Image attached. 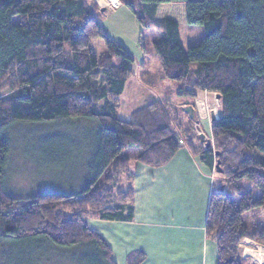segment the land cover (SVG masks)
<instances>
[{"label": "trees", "instance_id": "trees-1", "mask_svg": "<svg viewBox=\"0 0 264 264\" xmlns=\"http://www.w3.org/2000/svg\"><path fill=\"white\" fill-rule=\"evenodd\" d=\"M126 1L178 96L220 95L214 148L195 145L160 102L120 118L135 59L106 34L94 0H0V264H117L90 220H133L132 164L162 167L184 144L211 170L220 163L206 219L217 264H246L243 239L264 245V0ZM181 24L202 26L203 38L185 48ZM58 121L79 122L46 138L45 159L68 179L17 208L15 132Z\"/></svg>", "mask_w": 264, "mask_h": 264}, {"label": "crops", "instance_id": "crops-1", "mask_svg": "<svg viewBox=\"0 0 264 264\" xmlns=\"http://www.w3.org/2000/svg\"><path fill=\"white\" fill-rule=\"evenodd\" d=\"M112 1L117 4L116 8L122 5L120 0ZM136 60L135 76L129 78L121 95L123 104L119 116L123 120H130L134 112L148 103L167 99L165 93L161 96L145 93L144 90L151 92L157 86L153 78L145 80L140 76L142 69L144 77L152 76L149 70H144L146 58L142 62L138 58ZM175 95L180 100L175 104L182 110L181 119L198 122L204 127L201 135L210 137L213 118L220 116L218 107L211 109L217 104L220 107L217 94L200 91L196 98L180 97L177 92ZM188 107L193 110L187 111ZM201 135L192 141L195 145L200 144L197 146L203 144ZM203 157L193 154L184 144L162 167L132 164L135 189L133 220L89 222L110 245L117 264H130L129 260L134 256L139 258V255H143L139 264H217L216 243L206 235L209 201L217 179ZM241 244L246 264H258L259 255L264 260L261 244L247 238Z\"/></svg>", "mask_w": 264, "mask_h": 264}, {"label": "rangeland", "instance_id": "rangeland-1", "mask_svg": "<svg viewBox=\"0 0 264 264\" xmlns=\"http://www.w3.org/2000/svg\"><path fill=\"white\" fill-rule=\"evenodd\" d=\"M94 1L98 4L99 7L104 9L103 12L101 11L99 19L104 27L106 34L115 39L122 47H124L135 60L136 58H138V61L142 62L146 58L147 63L144 66V70H149L152 76L148 75L144 77L143 69L141 70L140 76L145 80L153 78V80L155 81V86L157 87L151 89V92L148 90L150 93L147 90H144L145 93H147L148 95H153V93H156L157 96H161L164 93L167 94L168 100H162L163 102L158 100L155 102H160L163 105L167 106V110L170 111L169 114L171 115V119L173 120L176 127H179L180 124L181 128H179L180 131L183 132V134L189 128L191 129L190 133L194 137L201 135L202 128H204L202 125H200L198 122L196 123V121L192 122L187 121L184 118L181 119L180 115L182 114V110L176 108L177 105L175 104L176 102L180 101L177 100V96L175 95L179 84L178 82L165 78L161 63L157 57L153 44L151 43L152 38L147 37L146 34H144L136 16L131 11L130 7L127 6V1L125 0L124 4H122L119 8H116L117 4L112 0ZM135 2L136 1H133V3ZM179 32L181 41L185 48L197 44L205 34L204 28L202 26L186 24L180 25ZM140 39H142L141 43L139 41ZM102 43L103 42L99 40L96 44L100 46H96L95 44L94 47H96V50L101 51L103 49ZM144 46L146 47V51L144 50ZM193 67L196 68L197 65L193 64ZM152 103L154 102L148 103V105ZM122 104L123 99L120 98L119 112L122 109ZM216 107H218L220 111L221 108L218 106V104L213 105L211 109H214ZM78 123L79 122H75V124H73L65 121H58L52 124L45 125H25V127H22L23 129L16 130L15 140L12 144V151L10 155L8 184L12 193L16 198H18L14 204L18 206L17 208L27 205V202L31 195L45 192L49 189H63L62 182L68 179V173L65 172L63 166H61V163L59 164V169L56 168V166H53L52 163H48L47 159H45V149L48 146V141L46 138L50 136L61 137L63 135V133H61L62 130L71 129L74 126H77ZM72 124L74 126H72ZM204 138L205 141L203 142V144H201L200 148H205L207 140L211 141V144H213L214 148V139L212 133L210 137L204 136ZM66 147L69 148V146ZM70 148L73 147L70 146ZM63 157L65 158L64 155ZM48 165L52 166L53 169ZM48 169L52 170L49 171ZM212 172L213 175H215V178L219 180V185H221V175L219 174L218 169L216 170L215 167ZM10 209H12V207L7 208V210ZM256 214L257 217L260 218L262 223L261 225L264 228V210H257ZM261 225H259V227ZM241 245L244 246L243 243ZM261 245L264 247L263 244ZM257 263L264 264L262 255H259ZM52 264L57 263L52 262Z\"/></svg>", "mask_w": 264, "mask_h": 264}, {"label": "water", "instance_id": "water-1", "mask_svg": "<svg viewBox=\"0 0 264 264\" xmlns=\"http://www.w3.org/2000/svg\"><path fill=\"white\" fill-rule=\"evenodd\" d=\"M104 9H102V11H103ZM217 97L218 98H220V95L219 94H217ZM187 110V109H186ZM193 110V108L192 107H188V110L187 111H192ZM215 120H217V119H215V118H213V121H215ZM201 139H202V141L204 142L205 141V138H204V135L202 134L201 135V137H200ZM212 144H211V141L210 140H207L206 141V147H210ZM220 163L218 162L217 163V169L220 171Z\"/></svg>", "mask_w": 264, "mask_h": 264}]
</instances>
